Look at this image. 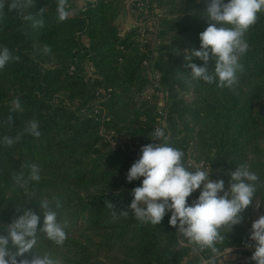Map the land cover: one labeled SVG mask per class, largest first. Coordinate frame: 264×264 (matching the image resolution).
<instances>
[{
	"label": "trees",
	"instance_id": "16d2710c",
	"mask_svg": "<svg viewBox=\"0 0 264 264\" xmlns=\"http://www.w3.org/2000/svg\"><path fill=\"white\" fill-rule=\"evenodd\" d=\"M125 1L87 0L72 14L76 0H67L69 15L60 20L58 0H34V6L22 15L5 8L0 20V47L19 57L0 70V233L19 215L17 206L40 214L41 198H59L58 220L66 223L67 239L58 246L41 234L34 249L50 255L57 264H183L188 253L177 229L169 224L170 212L161 224L151 225L137 220L128 209L131 190L143 178L128 182L126 176L139 156L107 142L100 124L74 105L76 101L87 104L98 90L111 89L103 102L110 117L106 127L125 132L132 140L151 138L157 105L137 97L147 80L138 27L122 34L118 22ZM149 1L162 8L161 36L172 40L156 61L169 93L166 142L184 152L186 166L189 154L209 163L212 179L224 180L225 189L230 173L241 164H248L258 175L252 205L217 245L222 253L217 264L220 260L255 264L243 249L234 258H227L225 250L245 245L244 226L256 202L264 201V11L246 34L249 49L240 61L243 71L238 84L229 89L194 81L185 67L184 56L188 49L200 48L199 34L208 26L202 17L208 0ZM29 14L42 19L43 26L34 27L32 20H25ZM75 57L93 62L94 84L82 72L70 69ZM192 62L203 65L196 57ZM208 70H214V61H209ZM17 98L20 109L13 112L12 102ZM32 119L39 122L38 138L25 134L12 146L3 143L5 135L17 136ZM32 164L42 170L41 180L29 184V192L44 194L38 199L30 198L13 181L19 172L27 177ZM196 195L188 198L189 204ZM109 203L115 208L108 207ZM122 210L127 216L121 215ZM42 226L41 214L38 227ZM200 253L204 259L212 255L209 250Z\"/></svg>",
	"mask_w": 264,
	"mask_h": 264
},
{
	"label": "clouds",
	"instance_id": "9594fccd",
	"mask_svg": "<svg viewBox=\"0 0 264 264\" xmlns=\"http://www.w3.org/2000/svg\"><path fill=\"white\" fill-rule=\"evenodd\" d=\"M67 0H58L59 19L64 20L69 13L65 10ZM199 3V0H197ZM34 6V0H0V20L5 8L23 14ZM41 12L43 9L40 10ZM264 11V0H208L202 15L207 20V28L199 34L200 48L188 49L184 56L185 67L194 81L208 84L216 83L219 88H234L239 82V73L243 71L240 63L247 53L249 44L246 34L258 19V13ZM32 20L33 26H43L42 19H35L31 14L24 16ZM193 57L203 61L202 66L193 63ZM19 60L7 47H0V70L10 62ZM214 61V70H208L209 61ZM12 111L20 109L19 99L13 102ZM9 122L12 123L11 116ZM25 134L39 137V122L32 119L15 137L5 135L3 143L12 146ZM153 141L142 146L137 159L127 172L128 182L142 179L140 186L131 190L133 199L128 206L137 220L151 225L161 224L164 216L170 212L169 224L177 229V236L185 246L195 253L209 250L211 258L201 257L200 264H217L222 256L217 246L225 240V233H231L243 220V212L253 203L258 190V175L248 164H241L230 173L227 189L222 179L211 180V171L203 168L189 170L184 163V152L170 146L167 136L161 128L150 134ZM163 141V142H161ZM41 168L32 164L27 177L23 172L13 177L15 186L29 192L30 182L41 180ZM200 194L191 204L188 198L197 190ZM40 214L29 208L17 206L19 215L3 226L0 233V264H57L48 254L40 255L34 251L39 235L58 246L67 239L66 223L58 220V210L62 207L59 198H41L38 202ZM115 208L113 204L107 205ZM260 207V201H257ZM43 216V226L38 227ZM122 210L121 215L127 216ZM113 219H117L115 211ZM249 239L254 244L251 260L255 264H264V215L253 221ZM186 242V243H185ZM226 259V258H225ZM219 264H224L220 260Z\"/></svg>",
	"mask_w": 264,
	"mask_h": 264
},
{
	"label": "built area",
	"instance_id": "2783aa9c",
	"mask_svg": "<svg viewBox=\"0 0 264 264\" xmlns=\"http://www.w3.org/2000/svg\"><path fill=\"white\" fill-rule=\"evenodd\" d=\"M128 6L135 4L141 13L142 16H149L151 13H156V17L153 18V24L148 26L146 23L138 24V35L137 39L140 45V52L142 53V68L144 76L147 80L146 87L140 91L137 97L148 103H155L157 105V120L154 126L153 132L157 128L164 130L165 135L169 129L168 123V101L169 93L164 89L162 85V73L156 67V61L158 56L165 48V42L161 36L160 32V17L162 14L158 13L155 6L150 3L149 0H127ZM128 29H123L122 34ZM70 69L72 71H80L85 77V80L90 84H94L97 79V72L93 62L86 59L74 58ZM112 90H98L95 92V97L93 100L87 104L81 105L80 102L76 101L74 105L79 107V111L86 116L93 118L100 124V133L107 142H110L112 145H121L123 148H128L129 151L133 152L137 156H140V150L142 146L148 143H157L151 138L147 139H137L132 140L131 137L125 132H119L114 129H108L105 125L107 121L110 120L108 116V111L103 102L109 98L110 92ZM189 96V95H188ZM163 142V141H161ZM187 166L195 170L196 168H203L211 171L209 163L205 161H197L192 155L189 154L187 158ZM210 179L212 176L210 175ZM195 199L198 198L200 190L198 189ZM259 201V200H258ZM257 204V202H256ZM255 204L254 209L259 210L260 207H257ZM250 235L246 237L245 245L243 250L247 253L248 260L252 261L250 258L254 252V247H247L248 244H254L253 241L249 239ZM229 251L226 249L225 252ZM233 264V263H229Z\"/></svg>",
	"mask_w": 264,
	"mask_h": 264
},
{
	"label": "crops",
	"instance_id": "0c3cea01",
	"mask_svg": "<svg viewBox=\"0 0 264 264\" xmlns=\"http://www.w3.org/2000/svg\"><path fill=\"white\" fill-rule=\"evenodd\" d=\"M86 2L87 0H76V3L71 6L72 14H76L77 10L83 7L86 4ZM118 22L120 23L121 28L123 29H130L136 27L138 24L141 23H146L148 24V26L154 23L153 21H151L150 15L149 16L141 15L135 4L126 6V8L120 14ZM82 41L84 44H87L89 41L88 37L84 34L82 35ZM260 204L261 206L259 210L258 211L254 210L252 217L247 221V223L244 226V233L246 237L250 235L251 225L253 221L256 220L260 215H264V201H260ZM186 247L188 248V253L183 258V264H200L202 257L201 253L200 252L195 253L191 250V247L188 246ZM243 248L244 246H234L231 248H227L229 249V251L225 252L227 254V258H234L236 256V252L242 250Z\"/></svg>",
	"mask_w": 264,
	"mask_h": 264
},
{
	"label": "rangeland",
	"instance_id": "374dc122",
	"mask_svg": "<svg viewBox=\"0 0 264 264\" xmlns=\"http://www.w3.org/2000/svg\"><path fill=\"white\" fill-rule=\"evenodd\" d=\"M127 1V0H126ZM125 1V8H126V6H128V3ZM153 5L155 6V8H156V10L157 11H159L158 13H160V14H162V12H163V10H162V8L159 6V5H157L156 3L154 4L153 3ZM124 8V9H125ZM156 13L154 12V13H151L150 14V16H151V21H153V17H156ZM164 40H166V39H164ZM167 42H165V46H168V45H170L171 43H172V40H170V39H168V40H166ZM172 45V44H171ZM170 45V46H171ZM175 50V49H174ZM35 193V195L34 196H30L29 195V197L30 198H34V199H38V198H41V197H45L44 196V194H42V193H40V192H34ZM255 210V209H254Z\"/></svg>",
	"mask_w": 264,
	"mask_h": 264
}]
</instances>
